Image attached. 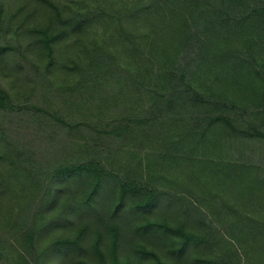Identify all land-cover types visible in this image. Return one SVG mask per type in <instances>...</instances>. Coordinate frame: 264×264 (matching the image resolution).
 Listing matches in <instances>:
<instances>
[{
	"label": "trees",
	"instance_id": "obj_1",
	"mask_svg": "<svg viewBox=\"0 0 264 264\" xmlns=\"http://www.w3.org/2000/svg\"><path fill=\"white\" fill-rule=\"evenodd\" d=\"M93 3L84 1L82 13L51 23L52 31L37 29L50 58L54 41L72 35L92 40L83 47L87 66L81 79L64 92L78 111L88 112L68 124L72 133L88 137L97 128L99 134L92 133L91 147H79L75 138L67 142L65 160L51 179L84 185L72 206L77 214L102 190L99 203L108 214L123 218V207L134 208L145 220L139 226L176 231L179 251L189 243L208 248L213 253L198 258L203 264H264V163L233 157L243 149L241 140L264 142V0H121L114 17H104ZM146 10H156L150 28L133 30L131 16ZM160 26L174 32L167 38L175 36L177 43L159 47L154 37ZM99 28L97 39L91 37L90 30ZM211 58L214 69L206 64ZM129 61L133 72L118 68ZM118 85L123 92L115 91ZM11 103L0 84V110ZM121 139V146L110 145ZM123 156L126 161L118 163ZM152 156L168 165L160 170ZM74 187L70 194L78 193ZM156 206L177 214L178 225L166 216L148 219L143 212ZM119 230L112 226V263L95 238L100 264H123L117 257ZM82 234L80 227L57 238L53 249L66 252ZM142 252L167 264L153 250Z\"/></svg>",
	"mask_w": 264,
	"mask_h": 264
},
{
	"label": "rangeland",
	"instance_id": "obj_2",
	"mask_svg": "<svg viewBox=\"0 0 264 264\" xmlns=\"http://www.w3.org/2000/svg\"><path fill=\"white\" fill-rule=\"evenodd\" d=\"M52 1L54 6L43 0H1L0 3V45L5 47L0 50V84L9 90L12 98V106L0 110V264H100L93 247L96 237L100 238L108 263H112L111 233L115 225L120 228L117 257L123 264H156L155 258L142 250H153L167 264H203L198 258L213 253L208 248L189 243L179 251L175 246L181 236L176 231L163 233L161 229L139 226L145 220L135 216L134 208L123 207V218L119 214H108L99 203L104 198L99 194L102 190L91 198L90 206L77 214L72 206L79 202L84 185L80 181V185H76V181L51 179L59 162L65 160L67 142L75 138L79 147H91L92 133L99 134L97 128H93L88 137L72 133L68 124L88 112L78 111L64 92L81 79V70L87 66L83 47H91V38L83 36L85 42H80L72 35L67 40L54 41L53 57L50 58L44 52L43 34L37 31L38 28L52 31L51 23L55 25L57 21H65L66 17L71 19L75 12L82 13L87 9L82 2L87 0ZM93 2L91 7L100 5L104 17H114L121 0ZM154 13L156 10H146L140 15L133 13L130 18L133 30L135 26L149 29ZM168 18L164 17L165 22ZM90 33L96 38L101 31L99 28ZM167 33L174 34L160 26L154 37L159 47L177 43L176 37L167 38ZM128 59L133 61L130 56ZM211 60L206 64L214 69L216 66ZM118 68L125 73L133 72L130 61ZM118 86L122 88L115 91L121 92L124 87ZM102 92L108 93V90ZM122 142L123 139L110 145L115 148ZM241 146V152H233L234 158L264 163V142L241 140ZM60 150L62 152L58 153ZM142 155L145 159L151 158L146 153ZM152 159L158 161L160 170L168 165L166 159L154 156ZM117 161L124 163L125 156ZM176 175L181 176L180 172ZM72 185L78 193L71 191L70 194ZM163 206L143 213L148 219L166 216L171 224L178 225L177 214H164L166 208ZM80 227L83 234L77 246L68 247L66 252L53 249L57 238L72 236Z\"/></svg>",
	"mask_w": 264,
	"mask_h": 264
}]
</instances>
